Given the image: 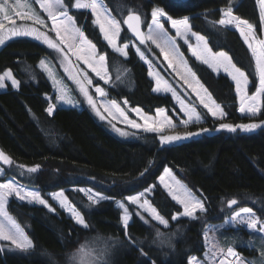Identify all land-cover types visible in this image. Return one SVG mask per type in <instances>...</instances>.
<instances>
[{
	"label": "trees",
	"instance_id": "1",
	"mask_svg": "<svg viewBox=\"0 0 264 264\" xmlns=\"http://www.w3.org/2000/svg\"><path fill=\"white\" fill-rule=\"evenodd\" d=\"M103 3L120 21L131 10L140 14L147 24L156 6L164 8L173 18L189 16L191 29L206 38L211 50L228 53L233 64L248 76V91L256 89L258 76L251 50L238 30L218 23L221 9L232 7L234 15L249 21L260 32L262 23L256 0H103ZM70 13L98 52L107 57L111 80L106 89L111 99L119 103L126 100L130 106L149 114L161 107L170 115L178 112L169 94L153 92L148 69L130 44L127 57H122L108 46L89 11L70 9ZM132 39L123 26L120 41L129 43ZM179 45L190 69L225 116L224 119L211 117L168 69L158 50L152 48L156 56L149 53L148 56L204 119L183 131L209 129L208 133L170 145H161L158 135L151 132H138L129 138L117 136L87 108L56 107L49 115L46 96H52L53 89L37 67L42 56L48 54L46 47L29 37L13 38L0 46V73L10 69L20 81L17 89L7 87L0 91V151L14 162L3 167L5 172L0 179L15 178L41 194L66 188L69 201L90 225L89 230H82L58 207L55 212H49L42 205L10 197L7 212L34 247L31 253H22L0 241L3 249L0 264H68L69 255L85 241L92 242L102 252L110 245L100 264H146V261L147 264H188L190 255L200 257L205 251L202 233L206 224L222 221L232 209L242 207L253 208L264 219V125L252 132L215 130L221 123L261 122L264 115L240 114L235 86L228 76L213 73L191 56L184 44L179 42ZM261 110L264 112V106ZM19 165L25 168L40 165V169L36 174L24 170L22 176ZM165 167L172 169L205 202L206 212L197 213L196 220L171 221L172 215L182 208L157 183ZM142 172L144 176L140 175ZM153 185L156 187L148 198L157 212L169 220V227L144 215L148 220L145 223L135 215L139 210L127 205L132 218L124 230L116 199ZM77 186H89L109 199L90 206L81 192L69 189ZM231 199H236L237 204L230 208L227 201ZM157 229L176 233L171 246L160 244L162 238L156 236ZM126 232L135 244L126 239Z\"/></svg>",
	"mask_w": 264,
	"mask_h": 264
},
{
	"label": "snow or ice",
	"instance_id": "2",
	"mask_svg": "<svg viewBox=\"0 0 264 264\" xmlns=\"http://www.w3.org/2000/svg\"><path fill=\"white\" fill-rule=\"evenodd\" d=\"M33 4L39 5V8L47 14V18L51 20V27L48 31H41L39 27L35 26H15V20L13 19V16L9 14V12L12 11H14L16 17H19L23 21H32L33 25L38 26L46 25L45 19L41 17L40 13L33 7ZM70 9L90 10L92 17H94L93 24L99 26V31L103 34V39L107 41L108 46H110L114 52L119 53L122 57H127L128 53L125 49H128L129 45L123 44L122 47L118 46L117 39L121 34V23L126 24L127 29L130 30L139 40L140 44L151 42L160 49V52L164 55V58L167 61V67L175 72L176 76L179 77V80L183 81V84L187 85L192 93H195L199 104L202 105L212 117L224 119V111L219 105H216L215 102L211 100L210 94H207V89H204L203 85L195 78V73L187 67V61H185L182 54L178 52L175 38L182 39L184 43L188 45L192 56L195 57L196 60L208 65L213 71L223 69V72L227 73L232 81L235 82L236 92L240 98L239 111L241 113L252 117L257 116L258 113L264 115V112L261 110V104L257 102L261 97H264V39L257 38L253 24L234 15L232 7H228L223 11L222 18L218 23L222 26H234L235 29L240 32L244 42L248 45V48L251 50L253 57L255 58V72L258 76L259 87L256 88L255 93L251 96H249L247 92L249 86L248 76L237 68L235 64L232 63L231 58L225 53L220 52L218 54H213L207 43L204 41V37L191 30L188 17L177 20L169 15L164 8L159 6L153 7L151 10V23L148 25L149 31L144 33L141 31L142 21L140 14L129 10L127 17L123 21H120L115 16L111 15V10L105 6L103 0H67V3H65V0H32V3H29L28 0H15V2L11 4L9 0H2V2H0V13L3 14V20L9 21L13 26L8 29L7 34L0 33V46L5 45L6 41L12 38L29 37L41 41L49 49L55 50L62 57L61 66L64 67V71L68 74V78L73 80L78 86L79 92L82 93L88 105L91 106L101 120L107 118L104 115V113H107L112 119H123L127 126L136 129L143 128L145 132H162L165 124L169 127H175L171 119H167L164 123L159 125L149 123V118L144 116L138 108H134L132 111L136 112L137 115L141 117L144 124L141 125L135 123L133 120L127 118L124 110L120 108L116 101H111V103L107 105L97 104L93 94L89 91L90 87L93 85V80L88 77L86 71L74 70L73 61L70 59L69 54L75 57L76 62L82 61L87 65V67L95 73L96 77H99V79L103 80L106 84L110 83L108 74L105 71L107 57L104 54H99L97 57L96 45L88 40L84 36V33L76 27L75 21L72 16L69 15ZM162 18L171 24L172 29H175V37L170 40L165 39L163 43L161 42V39L166 36V32L164 29V23H162ZM260 19L261 22H264V0H260ZM4 27V23L0 21V30L4 29ZM49 32L55 33V38L50 36ZM191 37H195V45L190 43ZM137 53L142 60H145L144 54L139 48H137ZM177 62L179 65L183 66V71L179 70ZM39 63L48 73L49 78L53 80L54 84H62V81L56 78L55 73L46 64L44 59H41ZM80 72L83 74L80 75ZM149 75L154 76L156 79V87L153 89L154 91L171 93L172 97L177 100L180 105V111L187 117V119L182 121L185 126L190 123L198 124L201 122L200 113L196 111L195 107L186 106L185 102L181 100L177 94L176 89L166 81H163V87H161L162 78L158 73H154L151 70V66ZM117 79H119V77H117ZM6 80L11 82L12 87H19L20 81H18L9 70L0 75V89L5 87ZM66 91V87H58L56 99L71 104L72 101L66 98ZM94 92L101 98L107 95L106 90L99 86L95 87ZM201 92L205 94L202 95ZM124 103L127 104V101L125 100ZM55 108V104H50L47 109L48 114L52 115ZM101 109H103V111H101ZM113 109H115V111H113ZM163 112V109L158 110V114H163ZM109 123H111V121H109ZM261 126V123H246L235 126L228 123H221L219 124V129L227 130L229 132H236L238 129L244 132H252ZM112 127L120 135L128 134L120 128H117L114 124ZM208 131L209 129L202 128L200 132L188 131L182 135H161L160 143L161 145H170L174 142L196 137L201 133H206ZM0 162H2L3 165H13L14 163L13 160L3 151H0ZM18 167L21 169L20 175L23 176L25 174V166L19 165ZM39 169L40 165L31 166L26 168V172L29 174H36ZM147 171L148 169L146 168L145 172ZM4 172L5 170L0 167V176H3ZM145 172H142L140 175L144 176ZM171 175V171L166 170L165 175L159 178L160 184L167 189L168 195L171 199L183 209L182 213L178 211L177 214L172 215L171 221H178L182 218L196 220L198 218L197 213L203 214L206 212L205 202L202 198L195 196L192 191L187 189L179 181H175L174 183L167 182L166 177H171ZM155 187L156 186L153 185L139 194L130 195L126 197V201L129 205H135L138 209L142 210L137 211L135 215L141 220H144L145 223H148V220L145 219L144 213H146L152 221H156L159 225L168 228L170 225L169 220L161 216L156 208L149 203L148 199H144L146 194L152 192ZM78 191L82 192L87 197V200L90 201V206L109 199L101 194L93 193L91 190L78 189ZM10 197H14L20 202L42 205L47 208L49 212H55L56 209L49 205L47 200L42 198L41 193L38 190H30L25 185L16 181L15 178H7L5 182H0V217H3V220H0V241L9 242L10 246H12V250H18L22 253H31L34 247L32 241L24 235L20 227L5 210ZM52 199L59 201V206L70 213V218L74 220L75 225L81 226L82 230L90 229V225L86 222L85 217L77 211L75 206L68 203V199L63 191L54 194ZM227 204L228 207L231 208L237 204V200H228ZM117 206L120 209H123V216L121 219L123 222V229L126 230L129 226V221L132 218L129 208L125 206L124 202H117ZM4 221H7V225ZM230 221L235 225H246L249 230L264 234V219L259 218L251 207H242L239 211H235L234 215L230 216ZM175 235L176 233L173 232L162 233L159 229L156 230V236L162 238L159 241L160 244H168L171 246L172 237ZM125 237L129 242L136 243L131 239L127 232L125 233ZM155 242L156 241H153V243ZM262 243H264V240H262ZM108 247H110V245L106 246L103 252L96 255L92 264H96V261L104 259ZM212 247L216 251L225 253L224 249H219L216 245H213ZM141 254L147 257L146 253L142 252ZM261 254L264 255V252ZM91 255V253L86 252V250L81 247L78 250V254H73L69 258V264L77 259L79 264H85V257H90ZM210 255L214 256L215 252L210 251ZM228 257L234 259H228ZM148 260H150V257H148ZM188 264H199V262L193 258L188 261ZM212 264H216L215 260H213ZM219 264H245V262L234 248L228 247L226 249V257L221 259Z\"/></svg>",
	"mask_w": 264,
	"mask_h": 264
},
{
	"label": "rangeland",
	"instance_id": "3",
	"mask_svg": "<svg viewBox=\"0 0 264 264\" xmlns=\"http://www.w3.org/2000/svg\"><path fill=\"white\" fill-rule=\"evenodd\" d=\"M0 2H2V0H0ZM10 4L11 3H14L15 0H9ZM29 3H32V0H28ZM256 3H257V7H258V11H259V15H260V0H256ZM106 6V5H105ZM33 7L40 13L41 17L45 19L46 21V25L45 26H38V25H33L32 24V21H23L21 20L19 17H16L15 14H14V11L12 12H9L10 15L13 16V19L15 20V26H21V25H27V26H35V27H39L41 31H48L51 27V20H49L47 18V14L44 13L42 11V9L39 8V5L37 4H33ZM228 7H224L221 9V18H222V14H223V11L226 10ZM19 10H23V9H19ZM85 11H89L90 10H85ZM91 13V12H90ZM69 15H71L70 13V10H69ZM112 15V14H111ZM72 16V15H71ZM184 17H188L189 16H184ZM184 17H181V18H174V19H177V20H180ZM73 18V16H72ZM220 18V19H221ZM94 19V17H93ZM74 20V18H73ZM244 20V19H242ZM0 21H2L5 25L4 29L0 30V33H3V34H7V31L10 27H12L13 25L9 22V21H4L3 20V14L0 13ZM75 21V20H74ZM142 23H143V26H144V33H147L149 31L148 29V25L151 23V18L148 20L147 24L146 22L144 21V19L142 18ZM162 23H164V29H165V32H166V36L162 37L161 39V42L163 43L165 39H172L175 37V29H172L171 28V24L169 22H166L163 18H162ZM262 23V26H261V29H260V32L256 31L255 29V34H256V37L259 38V39H264V22H261ZM75 25L76 27H78L80 30L81 28L78 26V24L76 23L75 21ZM98 27V30H99V26L96 25ZM124 26L123 23H121V31H122V27ZM229 27H232V28H235L234 26H229ZM192 30V29H191ZM82 31V30H81ZM193 31V30H192ZM83 32V31H82ZM100 32V31H99ZM194 32V31H193ZM84 33V32H83ZM196 33V32H195ZM198 34V33H196ZM49 35L52 36L53 38H55V33L53 32H49ZM102 37H103V34L101 33ZM200 35V34H198ZM85 36V34H84ZM202 36V35H200ZM86 37V36H85ZM87 38V37H86ZM13 39V38H12ZM88 39V38H87ZM11 40V39H10ZM89 40V39H88ZM8 41V40H7ZM6 41V42H7ZM204 41L207 43V40L206 38L204 37ZM42 45H44V47H46V49L48 50V54H45L42 56L41 59H44L46 61V64L53 70V72L55 73L56 75V78L59 79L60 81H62V84L61 85H56L53 83V80L51 78H49L48 76V73L44 70V68H42L40 66V63L37 64V67L44 73V75L46 76V78L50 81L51 85H52V89H53V95L52 96H46L47 100L49 101V104H48V107L50 104H55L56 107H74V108H77V109H80V108H87L89 109V111H91V113L100 121L102 122H105L107 123L109 129L112 131V133L116 134L117 136H120V137H124V138H129V137H132V136H135L136 133L138 132H145L143 130V128H140V129H136V128H132L130 126H127L126 122L123 120V119H112L111 116H109L107 113H104V115L107 117L105 120H101L100 117L96 114V112L91 108L90 105H88L85 97L82 95V93L79 92L78 90V86L73 82V80L69 79L68 78V74L65 73L64 71V67L61 66V55L59 53H57L55 50H52V49H49L45 44H43L41 41H39ZM179 42H181L182 44H184L187 48V51L188 53L192 56L191 54V51L189 50L188 48V45L184 43V41L180 38H175V43L177 45V50L180 54H182L183 56V59L186 61L185 59V56L184 54L182 53L181 51V47L179 45ZM107 43V41H106ZM190 43H192L193 45L196 44V40H195V37H191L190 38ZM117 44L118 46H123V44H130L131 47L135 50V52L137 53V48L140 49L141 52H143L144 54V57H145V60H142L139 56V54L137 53V55L139 56V58L142 60V62L145 64V66L147 67L148 69V75H149V71H150V66H151V70L154 72V73H158L159 76L162 78V84H161V87H163V81H166L169 85H171L174 89H176L177 91V94L179 95L180 99L183 100L185 102V105L188 106V107H195L193 104H191L188 100H186L181 94L180 92L177 90V88L175 87V85L169 81L165 76L164 74L160 71V69L156 66V64L153 62V60L148 56V53L151 54L152 56H156L155 53L153 52L152 48H155L158 50V52L160 53L161 57L163 58V60L165 61L166 65H167V61L165 60L164 58V55L160 52V49L157 48L154 44H152L151 42H147L145 44H138L136 43V41L134 39H132L129 43H123L120 41V37L117 39ZM208 45V43H207ZM110 47V46H109ZM209 47V45H208ZM111 48V47H110ZM112 49V48H111ZM210 49V47H209ZM113 50V49H112ZM96 51H97V57L99 54L97 48H96ZM125 51H127L125 49ZM213 54H218L220 52H223L225 53L229 58L230 56L228 55V53H226L225 51H222V50H219V51H213L211 50ZM117 53V52H116ZM252 53V52H251ZM119 54V53H118ZM120 55V54H119ZM70 56V59L73 61V68L75 71H79V70H84L88 73V77L90 79L93 80V85L92 87H90L89 91L91 94H93L94 96V99L97 101V104H110L111 101H115L113 99H111L109 96H108V93L105 97L101 98L99 97L98 95L95 94L94 92V89L95 87L99 86V87H102L106 90L107 92V86L110 84H106L103 80H100L99 77H96L95 73H93L91 71L90 68L87 67V65H85L82 61L80 62H76L75 61V57L74 56H71V54H69ZM195 58V57H194ZM252 58H253V61H254V64H255V58L253 57V54H252ZM40 59V60H41ZM196 59V58H195ZM145 61H148V62H145ZM232 61V60H231ZM40 62V61H39ZM233 63V62H232ZM206 65V64H205ZM177 66L179 68L180 71H183V66L182 65H179L178 62H177ZM208 66V65H206ZM187 67L190 69L188 63H187ZM172 73L175 74V72L168 68ZM10 69H5L4 71H2L0 73V75H2L5 71H9ZM210 70L215 73V74H225L227 75V73H224L223 72V69H220L218 71H213L211 68ZM241 70V69H240ZM11 71V70H10ZM105 71L107 72L108 74V77L109 79L111 80V76L108 72V69H107V65H105ZM192 71V70H191ZM242 71V70H241ZM12 72V71H11ZM13 73V72H12ZM83 73L80 72V75H82ZM176 75V74H175ZM14 76V74H13ZM228 76V75H227ZM15 77V76H14ZM149 77L153 80V83H154V87L153 89L156 87V79L154 78V76L152 75H149ZM178 77V76H177ZM16 78V77H15ZM195 78L198 80V78L196 77L195 75ZM228 78L232 81L231 77L228 76ZM17 79V78H16ZM179 79V77H178ZM18 80V79H17ZM19 81V80H18ZM199 81V80H198ZM183 83V81H181ZM200 82V81H199ZM232 83L234 84L235 86V82L232 81ZM201 84V82H200ZM189 91L190 93L192 94V96L195 98V100L197 101V103L199 104V101L197 100L196 98V95L195 93H192L191 89H189L187 87V85H184ZM7 87H11L13 89H17V88H14L11 86V82L6 80L5 81V87L0 89V91H4ZM58 87H66L67 91H66V98L68 100H71L72 103L69 104V103H65V102H62V101H58L56 99V96H57V89ZM204 87V86H203ZM257 87H259V80H258V83H257ZM256 87V88H257ZM204 89H206L204 87ZM235 91H236V86H235ZM256 89L253 91V92H249L248 89H247V92H248V95L251 96L255 93ZM153 92L155 93H160V94H169L171 97V93H165V92H156L153 90ZM202 95H204L205 93L201 92ZM207 94H209V92L207 91ZM237 94V92H236ZM211 96V95H210ZM237 97H238V111H239V108H240V98H239V95L237 94ZM173 99V102L174 104L176 105V107L178 108V112H173L172 115H170L165 108H157L153 114H149V113H145L141 108L139 107H132L130 106L128 103L125 104L124 101H122V103H119V102H116L121 109L124 110V113L125 115L127 116L128 119L130 120H133L135 123H139L141 125L144 124V121L141 119V117L139 115H137L136 112L132 111V109L134 108H138L140 109L141 113L144 115V116H147L149 118V123H155L157 125L161 124V123H164L167 119H171L172 120V123L173 125H175V127H169L165 124V127H164V130L162 132H151V133H155L158 135V138L160 140V136L161 135H175V134H184L186 131H183L187 128V126L193 124V123H190L189 125L185 126L182 121L184 119H187V117L185 116V114L183 112L180 111V105L179 103L177 102L176 99ZM211 100H213V98L211 97ZM215 102V101H214ZM259 104H261V109L262 107L264 106V97H261L258 101H257ZM216 105H219L218 103L215 102ZM200 105V104H199ZM202 106V105H200ZM47 107V109H48ZM203 107V106H202ZM219 107L221 108V106L219 105ZM159 109H163L164 112L163 114H158V110ZM196 111L198 113L199 110L195 107ZM222 109V108H221ZM206 110V109H205ZM101 111H103V109H101ZM113 111H115V109H113ZM207 111V110H206ZM240 114L242 115H246L244 113H241L239 111ZM259 114V113H258ZM257 114V115H258ZM118 115V114H117ZM201 115V113H200ZM210 115V114H209ZM211 116V115H210ZM246 116H250V115H246ZM212 117V116H211ZM214 118V117H213ZM203 117L201 116V122L203 121ZM109 121H111V123H109ZM252 123H261V125H264V121H261V122H252ZM115 125L117 128H120L122 131L128 133L127 135H120L117 131L114 130V128L112 127V125ZM239 125V124H237ZM235 126V125H234ZM215 130H221L219 129V125L216 127ZM239 130V129H238ZM241 131V130H239ZM255 131V130H254ZM200 132V131H198ZM209 132V131H208ZM206 132V133H208ZM4 166H9V165H3L2 162H0V167H4ZM26 170V168H25ZM166 170H170L172 175L171 177H166V180L167 182L169 183H174L175 181H179L181 184H183L187 189H189L190 191H192L189 187H187V185L175 174V172L170 169L169 167H165L161 173L159 174V176L157 177V183L166 191V193L168 194V191L167 189L164 188V186L162 184H160V181H159V178L163 175H165V171ZM7 178H11V177H6V178H3V179H0V182H5ZM17 181V180H16ZM21 184V183H20ZM23 185V184H22ZM27 187V186H26ZM150 187V186H149ZM149 187H146L144 188L143 190L141 191H137L135 193H132V194H129V195H126L124 197V199H116L115 201V204L117 206V202H124L125 203V206L127 207V205H129L126 201V197L130 196V195H136V194H139L140 192H143L145 189L149 188ZM30 190H37L33 187H28ZM69 189H72V190H78V189H86V190H91L93 193H98V194H101L103 196H105L104 194L102 193H99L97 192L96 190H94L93 188L89 187V186H77V187H70ZM63 191L65 196L67 197L66 195V188L65 189H57V190H54V191H48L46 192L45 194H41L42 198H44L45 200L48 201L49 205H51L53 208L55 207H58L59 209L63 210L67 216L70 217V213L65 210V209H62L60 206H59V201L57 200H53L52 197L54 194H57L59 192ZM82 193V192H81ZM192 193L194 194V192L192 191ZM83 194V193H82ZM150 193H147L146 196L144 197V199H148V196H149ZM84 195V194H83ZM195 195V194H194ZM85 196V195H84ZM196 196V195H195ZM86 197V196H85ZM106 197V196H105ZM198 197V196H197ZM87 198V197H86ZM171 198V197H170ZM199 198V197H198ZM68 199V197H67ZM68 203L70 205H72V203L69 201L68 199ZM149 203L152 205V203L150 202L149 200ZM134 207L137 208V206L135 205H132ZM153 206V205H152ZM118 207V206H117ZM154 207V206H153ZM155 208V207H154ZM182 208V207H181ZM47 209V208H46ZM138 209V208H137ZM241 208H234L230 211V213L228 214V216H226L222 221H219V222H215V223H208L206 224L204 230H203V233H202V236H203V240H204V246H205V251L204 253L202 254V256L198 257V256H195V255H190L188 257V261L195 258L199 264H212L213 260H215L216 264H219V261L221 260V258H225L226 257V249L228 247H232L234 248V250L240 255V257L243 258L245 264H264V255H262L261 253L264 252V243H262V240H264V234H261L257 231H252V230H249L247 228L246 225H235L233 224L231 221H230V216L231 215H234L235 211H239ZM7 211V209H5ZM139 211H142L140 209H138ZM122 211V216H123V209H121ZM183 209H181V213H182ZM8 213V212H7ZM8 215L13 219V217L8 213ZM144 215L151 220V218L146 214L144 213ZM0 220H3V217H0ZM14 220V219H13ZM15 221V220H14ZM152 221V220H151ZM156 222V221H154ZM4 223L7 225V221H4ZM15 223L17 224V222L15 221ZM158 223V222H156ZM18 225V224H17ZM19 226V225H18ZM20 227V226H19ZM20 229L23 231L24 235L29 239L28 235L26 234V232L20 227ZM30 240V239H29ZM3 242V241H2ZM251 242V243H250ZM6 243V242H5ZM8 243V248H12V246H10V243ZM213 245H216L217 248L219 249H224L225 250V253H221L219 251H216L215 249H213ZM94 244L92 242H84L83 244L79 245L75 250H73V252L69 255L68 257V264H69V258L73 255V254H78V250L79 248L83 247L86 252H89L91 253L92 255L90 257H85V264H92V262L95 260V257L98 253L102 252L101 249L99 250H96L94 248ZM210 251H214L215 252V255H210ZM246 251V252H245ZM228 259H234V258H231V257H228ZM103 261V260H102ZM101 262L100 261H96V264H100ZM71 264H79L78 262V259L76 261H72Z\"/></svg>",
	"mask_w": 264,
	"mask_h": 264
},
{
	"label": "water",
	"instance_id": "4",
	"mask_svg": "<svg viewBox=\"0 0 264 264\" xmlns=\"http://www.w3.org/2000/svg\"><path fill=\"white\" fill-rule=\"evenodd\" d=\"M128 15V14H127ZM127 15L124 17V19L127 17ZM123 19V20H124ZM141 21H142V18H141ZM124 26H125V28L127 29V25L126 24H124ZM128 30V29H127ZM129 31V33L131 34V36L133 37V39L136 41V43H138V44H140V42H139V40L131 33V31L130 30H128ZM141 31H143L144 32V29H143V26H142V22H141ZM228 205V204H227ZM235 206V205H234ZM233 207V206H232Z\"/></svg>",
	"mask_w": 264,
	"mask_h": 264
},
{
	"label": "crops",
	"instance_id": "5",
	"mask_svg": "<svg viewBox=\"0 0 264 264\" xmlns=\"http://www.w3.org/2000/svg\"><path fill=\"white\" fill-rule=\"evenodd\" d=\"M206 249V248H205ZM222 259V258H221Z\"/></svg>",
	"mask_w": 264,
	"mask_h": 264
}]
</instances>
